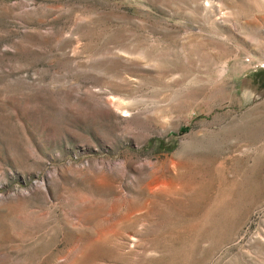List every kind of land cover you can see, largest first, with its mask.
<instances>
[{
    "label": "rangeland",
    "instance_id": "1",
    "mask_svg": "<svg viewBox=\"0 0 264 264\" xmlns=\"http://www.w3.org/2000/svg\"><path fill=\"white\" fill-rule=\"evenodd\" d=\"M0 264H264V0H0Z\"/></svg>",
    "mask_w": 264,
    "mask_h": 264
}]
</instances>
